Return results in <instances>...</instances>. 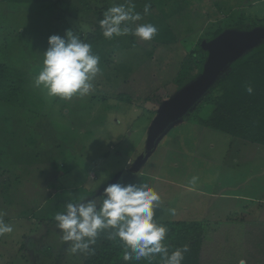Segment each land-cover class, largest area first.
I'll use <instances>...</instances> for the list:
<instances>
[{
    "label": "rangeland",
    "instance_id": "374dc122",
    "mask_svg": "<svg viewBox=\"0 0 264 264\" xmlns=\"http://www.w3.org/2000/svg\"><path fill=\"white\" fill-rule=\"evenodd\" d=\"M116 5L139 13L130 29L156 22L158 36L143 41L129 32L99 49L90 43L101 71L88 95L62 99L36 87L49 37L71 30L88 43ZM243 13L238 26L231 25ZM258 19L264 24V0L0 3V63L22 76L28 101H0V220L12 228L0 235V264H84L89 249L73 253L54 217L69 202L94 200L99 209L110 183L146 184L157 191L156 221H215L230 212L235 223L253 219L247 235L255 241L240 253V262L264 264V210L256 211L264 209V146L200 128L193 120L205 101L172 123L153 150L145 142L161 104L199 77H193L198 66L192 52L206 54L202 41L219 27L248 31ZM173 34L176 41L165 42ZM237 150L249 159L239 168L232 162ZM216 229L222 228L210 227V234Z\"/></svg>",
    "mask_w": 264,
    "mask_h": 264
},
{
    "label": "clouds",
    "instance_id": "9594fccd",
    "mask_svg": "<svg viewBox=\"0 0 264 264\" xmlns=\"http://www.w3.org/2000/svg\"><path fill=\"white\" fill-rule=\"evenodd\" d=\"M148 11L147 6L145 12ZM141 19L133 7H110L100 21L103 36L127 35L129 32L143 41L152 40L158 32L153 24L138 25L134 31L128 24ZM44 52L43 68L36 77V87L43 86L52 97L71 99L83 97L93 89L92 81L100 73V57L93 54L92 46L83 42L71 30L64 37L52 35ZM247 92L252 93L251 86ZM197 177L190 181L195 184ZM161 196L146 184L110 183L104 188L102 206L97 209L94 200L66 204L63 212L54 219L62 233V240L72 242V252H86L104 229H115L110 239H119L124 248V261L151 259L160 254L163 264H181L187 248L176 249L169 254L165 245L168 229L156 222V209ZM174 214V209L170 210ZM11 226L0 220V235L10 233ZM240 264H244L241 261Z\"/></svg>",
    "mask_w": 264,
    "mask_h": 264
},
{
    "label": "trees",
    "instance_id": "16d2710c",
    "mask_svg": "<svg viewBox=\"0 0 264 264\" xmlns=\"http://www.w3.org/2000/svg\"><path fill=\"white\" fill-rule=\"evenodd\" d=\"M49 2H52V0H0V3L23 4ZM161 10L163 11V8ZM154 18L160 20L161 16L157 14ZM243 18H245L244 13L237 22L231 23V25H237ZM260 20L262 21V19H258L257 23L254 21V24L245 27V30H252L257 26L264 27V24H258V22L261 23ZM98 25L99 28L94 32V35L90 36L88 43L97 42L99 49L100 45H103L108 39L103 36L100 24ZM153 25L156 28L158 27L156 22ZM165 27L163 26L162 29H166V32L171 33L168 27ZM226 29H228L226 26L219 27L216 30L212 29L215 30L213 36L207 38V40L215 38ZM209 31L212 32L208 30L207 33ZM167 41H176L175 35L173 34L170 38L165 39V42ZM200 43L198 44L200 45ZM201 53L197 49L192 52V56L194 55L198 66L197 74L193 77L202 73L207 60L208 52L205 50L206 54L202 53L204 57L199 59ZM218 76L216 82L198 101V103L205 101L206 106L199 114L195 115V120L193 121L198 125L228 134L230 137H237L241 140L264 146V41L246 52L236 61L230 63ZM20 77L22 76L14 69H11L4 63H0V101L4 103H16L19 100H23L25 103L28 102L25 101L27 100V95L24 94V90L22 89V79H19ZM249 86L253 89L251 94L246 90ZM198 103L196 104L198 105ZM192 108L186 113L187 115L191 112ZM156 222L168 229L165 245L168 248L169 254L178 248H187L181 264H210L205 263L206 260L205 258L203 259V247L204 237L209 235L212 224L203 221ZM114 233L115 229L109 228L104 234L103 239L99 242H96V239H99V237L95 238L96 243L94 242L95 244L89 248L84 264H163L160 254H156L150 260L142 258L140 261H136L135 259L127 262L124 261L123 255L125 250L121 242L119 239L109 238L110 236H114ZM233 236L230 232H226L221 238L226 239L235 246L236 242ZM98 243L100 244L98 245ZM238 246L241 247L242 244ZM226 247L228 249L231 246L227 243ZM244 247L245 244L242 249Z\"/></svg>",
    "mask_w": 264,
    "mask_h": 264
},
{
    "label": "water",
    "instance_id": "95a60500",
    "mask_svg": "<svg viewBox=\"0 0 264 264\" xmlns=\"http://www.w3.org/2000/svg\"><path fill=\"white\" fill-rule=\"evenodd\" d=\"M263 41L264 27L248 31L227 29L209 41H202V47L208 52L203 71L196 80L161 104L148 129L147 151L153 150L162 133L198 103L230 63Z\"/></svg>",
    "mask_w": 264,
    "mask_h": 264
},
{
    "label": "crops",
    "instance_id": "0c3cea01",
    "mask_svg": "<svg viewBox=\"0 0 264 264\" xmlns=\"http://www.w3.org/2000/svg\"><path fill=\"white\" fill-rule=\"evenodd\" d=\"M188 53L189 52H186V54H188ZM198 126H200V128H208V127L202 126V125H198ZM233 138L239 139L237 137H233ZM235 139H233V140H235ZM235 142H236V140H235ZM237 152H238V154L233 158L232 162H234V164L236 166H238V168H239V163H242L243 161L247 162V161H249V159L247 158V156H243V154L239 155L238 150H237ZM262 195H264V194H262ZM262 195H260L259 198ZM250 197L255 198L253 195H251ZM260 210H264V209H262V207H261L256 211H260ZM233 213H235V212H230L222 220H215V221L206 220V221H203L205 223L212 224V227L217 228V226H219V228H222L221 229L222 231L219 229L221 235L219 233V230L216 229V231L213 232V235H211L209 233V235L204 237L205 239H204V247H203V249H204L203 259L205 258V260H206L205 263L215 264L217 260H220L221 262H219V264H228L225 261L226 259H228L232 263L235 262V264H239L240 260L242 259V257H240V253L243 250H245V252H246V249L250 248V244L254 243L255 237L247 235L249 232V229L253 228V225H252V222H254V221H252L253 219L251 221H249V219H245L244 221L238 220V221H236L237 223H235L233 221H229V219H232V218H230V215ZM262 222L264 223V221H262ZM234 227H236V229H233ZM226 232H230L231 234L234 235L233 237H235L234 239L236 242L235 246H233V243H231V242L229 243L226 239L221 238V236H223ZM227 243L229 244V246H231L228 249L226 247ZM239 244H242V246L241 247L238 246ZM244 244H245V247L242 249ZM233 255L236 257L235 259H234ZM232 263H230V264H232Z\"/></svg>",
    "mask_w": 264,
    "mask_h": 264
}]
</instances>
